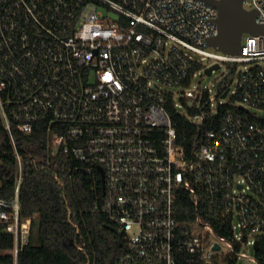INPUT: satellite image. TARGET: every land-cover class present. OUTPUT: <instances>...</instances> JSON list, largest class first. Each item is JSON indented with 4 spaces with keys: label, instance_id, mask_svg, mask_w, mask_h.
I'll use <instances>...</instances> for the list:
<instances>
[{
    "label": "built area",
    "instance_id": "built-area-1",
    "mask_svg": "<svg viewBox=\"0 0 264 264\" xmlns=\"http://www.w3.org/2000/svg\"><path fill=\"white\" fill-rule=\"evenodd\" d=\"M243 5L264 26V0ZM217 15L206 0H0L4 128L13 145V128L43 131L47 163L69 158L91 178L93 209L121 242L113 264H235L264 235V32L243 33L237 54L222 52L206 45ZM220 61L229 67L220 93L192 85ZM204 104L209 113L226 105L223 117L186 150L169 108ZM15 155L13 196L0 197L13 237L0 254L13 264L35 218L20 213ZM181 194L198 211L188 222L176 217Z\"/></svg>",
    "mask_w": 264,
    "mask_h": 264
},
{
    "label": "trees",
    "instance_id": "trees-1",
    "mask_svg": "<svg viewBox=\"0 0 264 264\" xmlns=\"http://www.w3.org/2000/svg\"><path fill=\"white\" fill-rule=\"evenodd\" d=\"M227 83V77L219 79V93ZM184 107L186 113L173 108L169 111L176 121L177 142L189 150L203 131L219 126L226 105L218 104L214 113H209L206 104L201 109ZM197 113L203 114L201 123L189 119V115ZM12 134L14 145L0 116V197L13 196L17 151L22 164L18 194L20 213L35 215L28 242L18 251L16 264H113L120 249L116 245L118 233L108 226L112 225L105 214L93 209L100 192L93 193L91 178L82 171L72 170L69 158L60 161L59 156L47 163L43 131L24 134L13 128ZM197 212L191 198L181 194L177 219L188 222ZM216 231L224 233L219 227ZM257 240L255 255L258 264H264V235H259ZM12 245V235L0 222V248ZM0 264H13V257L0 254Z\"/></svg>",
    "mask_w": 264,
    "mask_h": 264
},
{
    "label": "water",
    "instance_id": "water-1",
    "mask_svg": "<svg viewBox=\"0 0 264 264\" xmlns=\"http://www.w3.org/2000/svg\"><path fill=\"white\" fill-rule=\"evenodd\" d=\"M218 10L216 18L217 34L206 39V45L216 47L222 52L237 54L241 48L243 33L257 34L264 32V26L255 22V10L247 9L243 0H206ZM220 68L219 63H213L204 68L205 73L210 74L214 69ZM227 89L221 94L225 95ZM113 228V226L108 225ZM116 241V245H120ZM218 247V245H216ZM258 248V240H255L254 249Z\"/></svg>",
    "mask_w": 264,
    "mask_h": 264
},
{
    "label": "rangeland",
    "instance_id": "rangeland-1",
    "mask_svg": "<svg viewBox=\"0 0 264 264\" xmlns=\"http://www.w3.org/2000/svg\"><path fill=\"white\" fill-rule=\"evenodd\" d=\"M208 50L211 51H217L213 47H206ZM210 60L205 58L203 59V63H208ZM227 63L224 61H220V68L214 69L212 73L207 74L205 73L204 69L200 70L199 73H197L193 78H192V85L197 84L201 89L204 88H209L210 93H214L216 88H217V83L219 79L222 77V75H225L229 71V67H227ZM237 66L242 67L243 63L237 64ZM232 86V85H231ZM170 88L173 91H176L178 88L175 86H170ZM175 100H178V94H174ZM178 110L182 113L185 112V107L178 106ZM226 247L222 245V249H225ZM254 255V249L252 245H249L248 247H242L239 253V257L236 261L235 264H242V263H247V264H256L255 260L252 258L250 259L249 257H252Z\"/></svg>",
    "mask_w": 264,
    "mask_h": 264
},
{
    "label": "snow or ice",
    "instance_id": "snow-or-ice-1",
    "mask_svg": "<svg viewBox=\"0 0 264 264\" xmlns=\"http://www.w3.org/2000/svg\"><path fill=\"white\" fill-rule=\"evenodd\" d=\"M105 79H110V77L109 76H106Z\"/></svg>",
    "mask_w": 264,
    "mask_h": 264
}]
</instances>
